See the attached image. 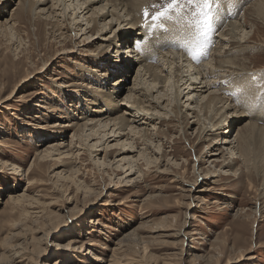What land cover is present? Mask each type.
<instances>
[{"label": "rangeland", "instance_id": "obj_1", "mask_svg": "<svg viewBox=\"0 0 264 264\" xmlns=\"http://www.w3.org/2000/svg\"><path fill=\"white\" fill-rule=\"evenodd\" d=\"M17 2L0 1V19L10 17ZM163 2L146 0L150 16L159 10L152 5ZM255 2L264 4V0H221V18L211 36L209 56L228 22L236 19L253 34L243 43L245 50L237 52L231 45L229 51H234L227 57L236 62L235 66L238 64L231 68L236 73L248 70L251 74L250 81L259 94L254 101L257 108L263 105L264 94L257 86L264 85V18L251 9ZM98 5L100 2L92 7ZM41 7L50 9V0ZM60 8L49 11L59 12ZM18 14H14L13 37L6 28L0 32V143L7 139L0 146V159L7 162L6 166L0 164V259L18 252L22 261L16 264H54L55 260L57 264H264V169L257 172L246 168L239 157L221 168L224 158L237 155H231L227 146L220 144L222 135L204 136L199 123L193 121L195 113L185 106L178 116L168 113L165 120H154V129L146 125L152 140L145 144L133 138L130 141L134 147L130 148L126 144L129 140L122 144L109 138L110 146L102 143L90 154L77 137H72L74 128L63 126L54 131L50 125L56 121L66 123L67 108L70 114L77 112L58 85L64 84L71 92L85 88L79 83L88 79L80 77L77 63L85 64L82 54L86 51L95 52L97 43H87L94 40L95 34L87 39L90 33L82 35L87 30L71 32L65 28L62 30L66 31V42L59 43V38H53L56 21L45 25L29 12ZM60 17L55 15L51 20L58 19L67 27L70 18ZM160 23L165 26L170 21ZM61 49L70 51L60 53ZM166 51L187 57L173 46L151 57ZM218 59L216 56L213 63ZM128 78L126 86L131 85L133 72ZM215 78L219 77L210 80ZM222 83L223 87L229 85L228 81ZM225 95L229 103L236 105V95ZM43 100L62 108L63 113L56 110L43 115L45 110L38 105ZM241 105L249 109L248 104ZM124 107L123 103L118 104L112 115ZM247 115H241L232 125L230 139ZM54 141L62 142L66 149L71 144V155L44 161L39 171L30 175L28 167L37 151ZM127 147L133 151H122ZM145 147L147 157L156 158V163H147L139 156L138 150ZM102 159L110 165L97 163ZM257 160L253 156L248 166L253 167ZM127 161H132V171H125L129 167ZM10 163L19 166L15 173ZM232 169V175H225L224 170ZM59 173L70 178H58ZM194 184L196 189L187 191ZM13 190L38 199L28 208L29 216L13 219L15 224L17 221L15 226L5 203ZM214 199L221 203H213ZM70 237L78 240L75 246L86 249L77 254L66 249L64 245ZM113 251L117 253L115 258Z\"/></svg>", "mask_w": 264, "mask_h": 264}, {"label": "bare ground", "instance_id": "obj_2", "mask_svg": "<svg viewBox=\"0 0 264 264\" xmlns=\"http://www.w3.org/2000/svg\"><path fill=\"white\" fill-rule=\"evenodd\" d=\"M0 1L4 2L6 0ZM47 2L48 0H18L17 6L12 8L14 12L10 14V17L4 20L0 19V32H3V28H6V32L8 31L11 36L14 35V24H16L14 14L22 11L23 13L29 12L31 17H37L39 23H45V25L56 21L53 24V38H59L57 41L59 43L63 40L66 42V31L63 32L62 30L65 28L71 32L87 30L82 33L84 36H88L90 33L87 39L95 34L92 38L94 40L87 42L97 43L95 52L88 53L86 51L85 54H82L85 55L83 56L85 64L83 62L77 63L80 69V77L84 76L85 80L88 79L79 83V86L85 88L79 90L80 92L78 90L71 92L64 84L58 85L63 94L71 99L69 100L71 102L69 106L74 107L78 113L70 114L67 108V114H65L67 122L59 123L56 121L51 123L50 127L54 131L59 129L57 127L63 126L74 128L72 137H77L79 144L85 145L90 154L93 151L95 152L96 146L102 143L106 142V147L110 146L107 142L109 138H112L111 140L116 139V143L120 142L122 144L129 140L126 144L132 148L134 145L131 144L130 140L133 138L141 140L143 144L152 140V132L146 125L150 124L151 129H154V120H156V123L162 119L165 120L168 113L178 116L182 112L181 107L185 106L191 113H195L196 119L193 121L199 123V130L204 136L216 135L219 137L222 135L219 138V140L221 139L220 144L227 146L225 149L231 155H237L224 158L221 162V168L231 165L234 158L239 157L246 168H254L257 172L264 169V94L261 96L263 105L260 104L261 107L254 108V101H257L259 94L250 81L249 76L251 74L248 70L243 69V71L239 70L242 72L236 73L231 68H236L238 64L235 66L236 62H232L227 57L228 54L234 51H229L232 48L231 45L237 48V52H240L245 47L243 43L253 35L249 34V31L245 29L241 22L233 18V21L226 24L227 28L225 27L220 33L219 44L214 48L212 55L209 56V48L213 40V37H211L209 47L206 50V58L208 56L210 58L208 60L202 58L199 63H196L188 55L182 58L183 56L179 52L172 51H166L165 54H158L159 56L152 58L157 52L171 48L174 37L178 35L179 28L173 22L163 28H156L151 31L148 27H145L143 10L146 7V0H50V9L61 6L59 12H56L57 10L49 11L50 9L47 10L46 7L42 8L41 6ZM98 2H100V5L92 7L93 4ZM232 8L235 9L233 6ZM251 9H253L256 16L264 18L263 2H255ZM85 14L87 16H84ZM55 15L61 16L60 18L64 20L70 18L68 26L62 25L58 19L51 20ZM108 16L109 18L106 21ZM83 20L85 21L84 24L82 23ZM82 25L85 28H82ZM261 41L264 42L262 39ZM228 44L229 47L226 48ZM224 45V50L221 51ZM60 51V53H64L70 50L61 49ZM151 51L152 55H150ZM216 56L217 59L218 57L221 58L213 63ZM224 56H226L225 59ZM227 66L230 68H226ZM246 66L243 68H247ZM131 72H133L131 85L126 86L125 82L128 81ZM217 72L221 74H217ZM210 77L219 78L212 81ZM224 81L229 82L227 87H223L222 82ZM123 90L127 91L123 96H120ZM231 92L237 93L235 96L236 105L227 101L225 94ZM71 94H75V96ZM183 97H185V100L182 102ZM122 103L125 107L117 115H112L118 104ZM184 103L186 104L184 105ZM242 103L248 104L249 109L245 108L248 111H245L241 105ZM231 104L237 108L235 107V109ZM38 105L45 110L43 115H48L56 110L61 112L63 110L44 100L43 103ZM245 113L248 114L246 119L230 139V128ZM185 115L189 117L187 113ZM122 136L124 139L121 140L120 137ZM90 138L91 140H89ZM6 140H2L0 146L5 145L2 143H6ZM91 141L93 142L90 143ZM70 146L71 144L66 149L62 142L55 143L54 141L38 150L28 167L31 169L29 174H35L34 171L38 170L44 161L69 157L71 155ZM156 148L160 150L159 146ZM0 150H2L1 147ZM122 151L130 152L133 150H129L127 147L123 148ZM145 151L146 147L143 150H138L139 156H143L147 163L155 162L156 158L147 157ZM253 156L258 158L257 164L249 167L248 165L251 164ZM103 159H105V156ZM103 159L100 162L97 161V163L104 166L106 164L110 165V162L106 163ZM4 162L0 159V164L6 166L7 162ZM127 164L129 167L125 171H132V161H127ZM9 165L13 173L19 168L15 163ZM224 171L227 173L225 175H232L234 169ZM56 175H58V178L66 180L70 178L69 175L64 176L61 173ZM195 187L194 184V187L187 191H194ZM204 190L199 189V191ZM5 201L8 206L7 209H9V219L12 225L15 226L17 221L15 224L13 219L29 216L31 212L28 208L32 207L33 203H37L38 199L27 195L25 192L19 193L13 190L7 194ZM213 203L221 202L214 199ZM7 209L5 211H8ZM262 212H264V208ZM76 242L78 240L70 237L64 246L66 249L76 252V254L78 251L86 249H83V246H75L74 243ZM17 253H13L11 257L7 255L9 258H4V260L1 258L0 264H16L22 261L18 259L19 255H16ZM116 254L113 251V257ZM57 263L58 261L55 260L54 264Z\"/></svg>", "mask_w": 264, "mask_h": 264}, {"label": "snow or ice", "instance_id": "obj_3", "mask_svg": "<svg viewBox=\"0 0 264 264\" xmlns=\"http://www.w3.org/2000/svg\"><path fill=\"white\" fill-rule=\"evenodd\" d=\"M220 3L221 0H164L162 4L152 5L159 10L151 16L149 9L144 8V26L151 31L164 27L161 20L176 23L179 31L172 46L183 50L194 62L199 63L202 58H206L210 38L221 18ZM257 86L264 93V85L258 83Z\"/></svg>", "mask_w": 264, "mask_h": 264}]
</instances>
